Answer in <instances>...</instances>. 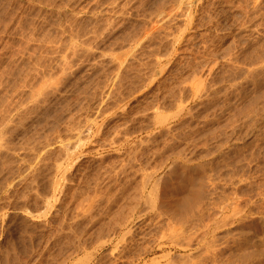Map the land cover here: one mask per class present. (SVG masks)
Listing matches in <instances>:
<instances>
[{
    "label": "rangeland",
    "instance_id": "374dc122",
    "mask_svg": "<svg viewBox=\"0 0 264 264\" xmlns=\"http://www.w3.org/2000/svg\"><path fill=\"white\" fill-rule=\"evenodd\" d=\"M0 10V264H264V0Z\"/></svg>",
    "mask_w": 264,
    "mask_h": 264
},
{
    "label": "bare ground",
    "instance_id": "6f19581e",
    "mask_svg": "<svg viewBox=\"0 0 264 264\" xmlns=\"http://www.w3.org/2000/svg\"><path fill=\"white\" fill-rule=\"evenodd\" d=\"M2 9V8H1ZM1 11V10H0ZM4 11H5V9H4ZM5 13V12H4ZM4 13H0V15L1 14H4ZM2 16V15H1ZM0 16V17H1ZM4 16V15H3ZM5 17V16H4ZM7 18V17H6ZM5 18V19H6ZM4 22H6L5 20H4ZM4 24H6L7 25V23H4ZM6 25H5V27H6ZM8 26V25H7ZM9 27V26H8ZM7 27V28H8ZM1 30V29H0ZM1 31H3V30H1ZM10 31H11V29H10ZM3 33V32H2ZM7 33V32H6ZM12 33V32H11ZM1 35V34H0ZM3 36L2 37H0V68L2 67V65L5 63L4 61H6V59H7V57L9 56V52H11L12 53V50L7 46V44H6V42H5V36H4V34H2ZM8 35V34H7ZM6 35V36H7ZM11 36V35H10ZM9 36V37H10ZM24 36V35H23ZM16 37V36H15ZM18 37V36H17ZM10 39H12V38H10ZM27 39V38H26ZM13 40V39H12ZM28 40V39H27ZM10 42H12V41H10ZM13 43V42H12ZM10 44V43H9ZM12 45V44H11ZM9 49H10V51H9ZM11 57V56H10ZM10 59V58H9ZM11 59H12V57H11ZM10 59V60H11ZM158 59V58H157ZM13 60V59H12ZM7 62H8V60H7ZM7 64V63H6ZM30 65V64H29ZM4 67H6V66H4ZM7 68V67H6ZM4 69V68H3ZM3 69H0V78H1V76H3L2 74H4L5 75V73H2L1 74V70L2 71H5V70H3ZM8 69V68H7ZM14 72V71H13ZM4 77V76H3ZM11 78V77H10ZM234 78V77H233ZM2 80V79H1ZM200 84V83H199ZM31 87V86H30ZM200 87V86H199ZM198 88V87H197ZM201 88H202V86H201ZM200 89V88H199ZM196 91V90H195ZM33 96V95H32ZM196 97V96H195ZM7 98V97H6ZM29 101V100H28ZM2 106V105H1ZM2 108V107H1ZM0 112H2V111H0ZM4 114V113H3ZM159 115V114H158ZM162 116V115H161ZM3 118V117H2ZM158 118V117H157ZM160 122H162V121H160ZM2 136V135H1ZM34 144V143H33ZM36 144V143H35ZM133 155V154H132ZM131 155V156H132ZM146 160V159H145ZM32 161V160H31ZM41 161V160H40ZM45 163V162H44ZM62 166V165H61ZM60 167V166H59ZM142 168V167H141ZM175 168V167H174ZM173 168V169H174ZM177 168V167H176ZM59 169V168H58ZM147 170V169H146ZM177 170L178 169H175V173H177ZM160 171V170H159ZM21 172V171H20ZM173 172V173H174ZM124 173V172H123ZM175 173H174V175H175ZM181 173V172H180ZM166 174V173H165ZM16 175V174H15ZM24 175V174H23ZM100 175V174H99ZM18 176V175H17ZM25 176V175H24ZM93 176V175H92ZM98 176V175H97ZM114 176V175H113ZM151 175H149V177L147 178V179H149V181H151V180H153L152 182L154 183V184H152V182H151V184H152V190H151V194H154V198H151V199H153L152 200V205H153V207L155 208L156 206H157V208L155 209L156 211H158L159 210V208H158V205L159 204H162V202H163V199H162V193H161V183H160V181L159 180H156L155 181V179H154V177H152L153 176V174H152V176L150 177ZM172 176H173V174H172ZM166 177V176H165ZM184 177V176H183ZM11 178V177H10ZM77 178V177H76ZM97 178V177H96ZM109 178V177H108ZM198 178V177H197ZM12 179V178H11ZM130 179V178H129ZM143 179V178H142ZM146 179V180H147ZM104 180V179H103ZM111 181V180H110ZM114 181V180H113ZM3 182V181H2ZM109 182V181H108ZM166 182V181H165ZM164 182V183H165ZM114 183V182H113ZM9 184V183H8ZM29 184V183H28ZM35 184V183H34ZM144 184H146V183H144ZM191 184V180L186 176V177H184L181 181H180V184H179V188H181V189H183V188H186V187H188L189 185ZM43 185H45V184H43ZM114 185H116V184H114ZM127 185V184H126ZM200 185V184H199ZM48 186V185H47ZM145 186V185H144ZM167 186V185H166ZM212 186V185H211ZM260 186V185H259ZM262 186V185H261ZM107 187H109V186H107ZM131 187V186H130ZM200 188H199V190H198V192H197V190L195 191L196 193H194V194H196L197 195V197H196V195L194 196V195H188V194H186V195H184L185 197H182L181 199L179 198L178 199V201H177V203L179 202V204H181L182 206L180 207V209H182V211L180 210L179 212H176V211H174L175 213H174V215H173V217L174 216H176V217H178V215H179V213L181 212H187L191 207H192V204H193V201L194 200H199L200 198H202L203 196H204V187L202 186V184L199 186ZM64 188V187H63ZM98 188V187H97ZM140 188V187H139ZM165 188V187H164ZM198 189V188H197ZM211 189V188H210ZM261 189V188H260ZM259 189V190H260ZM82 190V189H81ZM105 190V189H104ZM21 192V191H20ZM92 192V191H91ZM117 192H119V191H117ZM258 192V191H257ZM13 193V192H12ZM34 193V192H33ZM37 193V192H36ZM177 193V192H176ZM15 194V193H14ZM26 194V193H25ZM35 194V193H34ZM82 194V193H81ZM93 194V193H92ZM211 194V193H210ZM258 194V193H257ZM262 194V193H261ZM37 195V194H36ZM66 195V194H65ZM80 195V194H79ZM28 196V195H27ZM42 196V195H41ZM96 196V195H95ZM136 196V195H135ZM147 196V195H146ZM150 196V195H149ZM92 197V196H91ZM90 197V198H91ZM152 197V196H151ZM195 197V198H194ZM46 198V197H45ZM50 198V197H49ZM85 198V197H84ZM99 198V197H98ZM175 198H178V195H175ZM174 198V199H175ZM17 199V198H16ZM41 199V198H40ZM133 199H135V198H133ZM137 199V198H136ZM150 199V200H151ZM26 200V199H25ZM58 200V199H57ZM77 200V199H76ZM148 199L146 198V201H147ZM49 201V200H48ZM135 201V200H134ZM138 201V200H137ZM207 201V200H206ZM150 202V201H149ZM148 201H147V203H149ZM5 203V202H4ZM48 203H50V202H48ZM85 203H86V201H85ZM89 203V202H88ZM121 203V202H120ZM204 203V202H203ZM215 203V202H214ZM226 203V202H225ZM80 204V203H79ZM149 204H151V203H149ZM172 204V203H171ZM210 204V203H209ZM43 205V204H42ZM104 205V204H103ZM95 206V205H94ZM93 206V207H94ZM185 206H187V208H185ZM210 206V205H209ZM256 206V205H255ZM87 207V206H86ZM139 207V206H138ZM147 207V206H146ZM153 207H149V208H152L153 209ZM7 208V207H6ZM69 208V207H68ZM143 208V207H142ZM178 208H179V206H178ZM207 208V207H206ZM34 209V208H33ZM66 209V208H65ZM94 209V208H93ZM148 209V208H147ZM20 210V209H19ZM141 210V209H140ZM207 209H205V211H206ZM251 210V209H250ZM70 211V210H69ZM137 211V210H136ZM210 211V210H209ZM79 212V211H78ZM109 212V211H108ZM134 212V211H133ZM144 212V211H143ZM146 212V211H145ZM68 213V212H67ZM117 213V212H116ZM139 213L141 214L142 213V211H139ZM139 213H137V214H139ZM158 213V212H157ZM160 213V212H159ZM178 213V214H177ZM180 213V214H181ZM193 213V212H192ZM200 213V212H199ZM201 213H203V211H201ZM58 214V213H57ZM56 214V215H57ZM81 214V213H80ZM139 214V215H140ZM163 214V213H162ZM162 214H160L159 215V217L160 216H162ZM74 215V214H73ZM72 215V216H73ZM187 216V215H186ZM60 217V216H59ZM129 217V216H128ZM172 217V218H173ZM209 217H210V215H208L207 214V216L203 213V215L201 214H198L195 218V220H194V218H193V220L192 221H189L188 219H186L187 220V224H189L190 225V227L191 226H193L194 224H197V223H194V221L195 222H197V220H199V222H201L200 223V225L201 224H203V225H205L206 223H208V222H210V219H209ZM226 217V216H225ZM17 218V217H16ZM126 218V217H125ZM161 218V217H160ZM191 218V217H190ZM215 218V217H214ZM227 218V217H226ZM234 218V217H233ZM71 219V218H70ZM92 219H94V218H92ZM168 219V218H167ZM175 219V218H174ZM206 219V220H205ZM208 219V220H207ZM91 220V219H90ZM191 220V219H190ZM212 220V219H211ZM223 220H225V219H223ZM226 220H228V219H226ZM122 221V220H121ZM120 221V222H121ZM125 221H126V219H125ZM229 221V220H228ZM107 222V221H106ZM151 223H152V221H151ZM186 223V222H185ZM75 224V223H74ZM113 224V223H112ZM215 224V223H214ZM222 224V223H221ZM227 224V223H226ZM242 224V223H241ZM123 225H125V224H123ZM163 225V224H162ZM180 225V224H179ZM186 224H184V226H185ZM197 225H199V224H197ZM203 225H201V227L203 228L204 226ZM219 225V224H218ZM225 225V224H224ZM57 226V225H56ZM128 226V225H127ZM143 226V225H142ZM154 226V225H153ZM161 226V225H160ZM209 226H211L210 225V223H209ZM120 227V226H119ZM135 227V226H134ZM158 227V226H157ZM175 227H177V226H175ZM194 227V226H193ZM205 227H207V224L205 225ZM224 227V226H223ZM144 228V227H143ZM149 228V227H148ZM85 229V228H84ZM84 229H83V231H84ZM139 229V228H138ZM137 229V230H138ZM141 229V232H143L142 231V228H140ZM139 229V230H140ZM170 229V228H169ZM172 229V228H171ZM185 229V228H184ZM217 229V228H216ZM22 230V229H21ZM112 230V229H111ZM161 230V229H160ZM205 230V229H204ZM218 230V229H217ZM27 231V230H26ZM33 231V230H32ZM39 231H41V230H39ZM131 231V230H130ZM127 232V233H129L131 236L132 235H134L135 234V232H133V230L131 231V232ZM134 231H136V229L134 230ZM164 231V230H163ZM170 231V230H169ZM174 231V230H173ZM199 231V230H198ZM215 231V230H214ZM25 232V231H24ZM36 232V231H35ZM109 232V231H108ZM137 232V231H136ZM156 232V231H155ZM165 232V231H164ZM176 232V231H175ZM181 232V231H180ZM205 232V231H204ZM239 232V231H238ZM22 233H23V231H22ZM28 233V232H27ZM86 233V232H85ZM126 233V232H125ZM153 233V232H152ZM184 233V232H183ZM182 233V236L186 233V231H185V233L183 234ZM197 233V232H196ZM206 233V232H205ZM204 233V234H205ZM208 233V232H207ZM206 233V234H207ZM136 234H139V233H136ZM135 234V235H136ZM161 234V233H160ZM172 234V233H171ZM173 234H174V232H173ZM178 235H176V237L175 238H177V236H180L179 235V233H177ZM181 234V233H180ZM191 234H193V233H191ZM205 234V235H206ZM26 235H29V234H26ZM140 235V234H139ZM188 235V234H187ZM195 235V234H194ZM197 235V234H196ZM204 235V236H205ZM208 235V234H207ZM233 235V234H232ZM240 235V234H239ZM64 236V235H63ZM124 236V235H123ZM138 236V235H137ZM182 236H180V237H182ZM189 236H190V234H189ZM22 237V236H21ZM41 237V236H40ZM55 237V236H54ZM59 237V236H58ZM69 237V236H68ZM135 237V236H134ZM134 237H132V238H134ZM161 237V236H160ZM164 237V236H163ZM238 237V236H237ZM50 238V237H49ZM137 238V237H136ZM136 238H135V240H136ZM139 238V237H138ZM145 238V237H144ZM167 238V237H166ZM166 238H160V239H166ZM183 238V237H182ZM194 238V237H193ZM197 238V237H196ZM38 239V238H37ZM68 239V238H67ZM121 239H123V237H121ZM141 239H142V237H141ZM169 239H170V241L169 242H171V239H174V237L172 238V236H171V238H170V236H169ZM188 239V238H187ZM198 239H200V238H198ZM221 239V238H220ZM25 240V239H24ZM42 240V239H41ZM47 240V239H46ZM65 240V239H64ZM183 240H185V239H183ZM182 240V241H183ZM14 241V240H13ZM78 241V240H77ZM178 241H180V240H178ZM190 241V239L188 240V242ZM38 242H39V240H38ZM65 242V241H64ZM72 242V241H71ZM177 241L175 240V243H176ZM184 242V241H183ZM198 242H200V241H198ZM197 242V243H198ZM219 242V241H218ZM246 242V241H245ZM15 243V242H14ZM21 243V242H20ZM124 243H125V241H124ZM153 243V242H152ZM174 243V244H175ZM178 243V242H177ZM176 243V244H177ZM190 243V242H189ZM208 243V242H207ZM37 244V243H36ZM68 244V243H67ZM73 244V243H72ZM196 244V243H195ZM249 244V243H248ZM263 244V243H262ZM35 245V244H34ZM41 245V244H40ZM61 245V244H60ZM132 245V244H131ZM130 245V246H131ZM137 245H138V243H137ZM149 245V244H148ZM173 245V244H172ZM181 245V244H180ZM187 245V244H186ZM185 245V246H186ZM17 246V245H16ZM62 246V245H61ZM60 246V247H61ZM69 246V245H68ZM80 246V245H79ZM119 246H121V245H119ZM184 246V247H185ZM188 246V245H187ZM190 246V245H189ZM24 247V246H23ZM29 247V246H28ZM63 247V246H62ZM148 247V246H147ZM170 247V246H169ZM248 247V246H247ZM69 248V247H68ZM75 248V247H74ZM128 248V247H127ZM159 249H160V247H158ZM80 249V248H79ZM126 249V248H125ZM133 249V248H132ZM187 249V248H186ZM26 250V249H25ZM61 250V249H60ZM65 250V249H64ZM120 250V249H119ZM122 250V249H121ZM183 250V249H182ZM258 250V249H257ZM33 251V250H32ZM35 251V250H34ZM28 252V251H27ZM156 252V251H155ZM205 252V251H204ZM220 252V251H219ZM264 252V251H263ZM7 253V252H6ZM54 253V252H53ZM139 253V252H138ZM217 253V252H216ZM261 253V252H260ZM14 254V253H13ZM24 254H25V251H24ZM125 254V253H124ZM142 254V253H141ZM144 254V253H143ZM148 254V253H147ZM203 254V253H202ZM211 254V253H210ZM236 254V253H235ZM245 254V253H244ZM252 254V253H251ZM15 255V254H14ZM50 255H51V253H50ZM118 255V254H117ZM206 255V254H205ZM264 255V254H263ZM7 256V255H6ZM54 256V255H53ZM141 256V255H140ZM245 256V255H244ZM257 255H255V257H256ZM207 257V256H206ZM137 258V257H136ZM230 258V257H229ZM248 258V257H247ZM8 259V258H7ZM36 259V258H35ZM56 259V258H55ZM135 259V258H134ZM133 259V260H134ZM249 259V258H248ZM258 259V258H257ZM124 260V259H123ZM256 259H254V261H255ZM14 261V260H13ZM190 261V260H189ZM194 261V260H193ZM192 261V262H193ZM236 261V260H235ZM253 261V260H252ZM259 261V260H258ZM1 262V261H0ZM110 262V261H109ZM188 262V261H187ZM199 262V261H198ZM244 262V261H243ZM5 263V262H4ZM7 263V262H6ZM43 263V262H42ZM21 264V263H20ZM33 264V263H32ZM58 264V263H57ZM62 264V263H61ZM242 264V263H241ZM256 264H260L259 262L257 263L256 262Z\"/></svg>",
    "mask_w": 264,
    "mask_h": 264
}]
</instances>
